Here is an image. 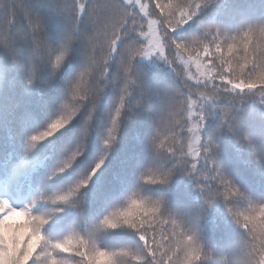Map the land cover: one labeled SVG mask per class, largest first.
Masks as SVG:
<instances>
[{"label": "snow or ice", "instance_id": "1", "mask_svg": "<svg viewBox=\"0 0 264 264\" xmlns=\"http://www.w3.org/2000/svg\"><path fill=\"white\" fill-rule=\"evenodd\" d=\"M0 264H264V0H0Z\"/></svg>", "mask_w": 264, "mask_h": 264}, {"label": "trees", "instance_id": "2", "mask_svg": "<svg viewBox=\"0 0 264 264\" xmlns=\"http://www.w3.org/2000/svg\"><path fill=\"white\" fill-rule=\"evenodd\" d=\"M54 163H55V155H49L47 152L44 155H42L35 166L37 176L43 179L45 174L53 167ZM77 167H79V164L77 165ZM74 172L75 169L73 170V173ZM53 187H55V185H53ZM93 187L94 185L90 186V188Z\"/></svg>", "mask_w": 264, "mask_h": 264}]
</instances>
